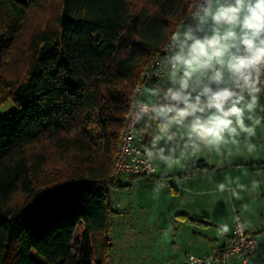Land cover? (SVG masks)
<instances>
[{
  "label": "trees",
  "instance_id": "16d2710c",
  "mask_svg": "<svg viewBox=\"0 0 264 264\" xmlns=\"http://www.w3.org/2000/svg\"><path fill=\"white\" fill-rule=\"evenodd\" d=\"M194 2L0 0V264H104L109 190L140 176L111 175L134 88Z\"/></svg>",
  "mask_w": 264,
  "mask_h": 264
},
{
  "label": "crops",
  "instance_id": "0c3cea01",
  "mask_svg": "<svg viewBox=\"0 0 264 264\" xmlns=\"http://www.w3.org/2000/svg\"><path fill=\"white\" fill-rule=\"evenodd\" d=\"M231 2L232 0H219L220 4ZM193 17L185 23L190 28H201L205 24L197 21V16ZM180 29L181 26L177 32ZM238 51L241 54L243 48ZM172 71L166 72L156 82L145 85L141 99L152 101L163 86L176 87L170 79ZM181 74L182 71L177 72L178 76ZM234 85L225 73V81L220 86L234 88ZM212 87L215 89L217 86ZM198 91L199 89L192 93L193 97ZM211 111L213 110L196 112L184 118L177 117L171 122L166 119L163 125L166 124L169 128L174 124L175 131H179V134L175 132L178 136H164L155 145L152 141L160 129L147 142L149 148L152 145V160L156 167L154 176L147 179L156 185L155 195L160 206L159 212L152 218L159 247L157 264H181L189 253L201 254L214 244H226L231 227L225 231L221 227L223 222L218 221L221 216L217 217V214L228 210L232 211L230 215L239 214L245 228L259 244H264V166L252 165L264 160L240 161L238 152L232 149L234 146L231 137L225 136L228 142L220 146L218 153L214 148L206 146L197 133L192 135L195 121L206 120ZM170 116H175V113ZM193 145H198L199 149L194 150ZM201 163L207 165L203 173H183ZM131 180L133 179H130L129 184ZM212 227H218L219 231ZM238 261L232 258L228 264H239ZM240 263L264 264V252L253 253L248 261Z\"/></svg>",
  "mask_w": 264,
  "mask_h": 264
},
{
  "label": "clouds",
  "instance_id": "9594fccd",
  "mask_svg": "<svg viewBox=\"0 0 264 264\" xmlns=\"http://www.w3.org/2000/svg\"><path fill=\"white\" fill-rule=\"evenodd\" d=\"M212 4L213 0H206L203 14L197 13L201 23L211 21V35L201 38L191 32L172 34L175 50L170 57L173 69L170 79L176 87H170L165 93L168 103L153 107L152 111L171 122L177 117L215 109L206 120L197 119L193 131L206 146L219 153L220 146L228 142L225 134L237 145L239 141L235 137L241 132L249 136L255 134L254 129L244 123V109L238 107L243 95L220 85L227 73L233 84L241 90H249L252 99L246 105L247 109L250 111L255 105L253 93L259 91V79L258 76L254 79L253 73H258L264 66V0H232L215 9ZM237 46L243 48V55L231 53ZM178 71H182L179 76ZM212 85L217 87L214 89ZM197 89L198 94L193 97L192 93ZM171 113L175 116H170ZM166 128V124L162 125L161 131ZM253 147L249 145V151ZM193 148L198 150L199 146L193 145Z\"/></svg>",
  "mask_w": 264,
  "mask_h": 264
},
{
  "label": "rangeland",
  "instance_id": "374dc122",
  "mask_svg": "<svg viewBox=\"0 0 264 264\" xmlns=\"http://www.w3.org/2000/svg\"><path fill=\"white\" fill-rule=\"evenodd\" d=\"M219 5V0H214L212 7L215 9ZM196 20L200 21L199 16L196 17ZM212 27L211 21L208 20L201 28H190L189 25L183 24L178 32L181 35L185 32H191L194 36L202 38L205 35H211ZM239 48L241 46L232 48L231 53L240 54ZM253 94L256 96V103L250 111L246 107L252 99L250 93L243 95L244 99L238 105V107L244 109L245 125L252 127L255 132L252 136L241 132L235 137L239 144L232 143L234 146L232 149L238 152L240 161L264 160V116H262L264 115V96L261 95L260 89ZM14 109V104L11 101H7L5 104L0 105V115L6 116ZM211 110H213L211 113L215 112V109ZM175 128L176 126L172 124L168 129L157 132L152 142H155L156 145L162 141L164 136H178L176 133L179 134V131L178 129L175 131ZM191 134L196 135V132L192 131ZM249 145L254 146L251 151H249ZM151 147L152 145L150 144L152 155ZM136 178L131 180L128 186L109 190L111 208L114 211L109 216L106 230L110 245L107 246L105 251L104 264H157V250L159 247L153 230L155 222L152 221V218L160 210L158 197L155 195L156 185L148 181L145 176ZM161 179L163 180L164 178L161 177ZM230 212L232 211L228 210L223 214H217V217L221 216L218 221L223 222L221 227L223 226L225 231L229 230L234 218V215L232 213L230 215ZM218 227L212 228L219 231ZM81 229V225L78 224L74 232L75 236L81 233ZM238 263L241 264L240 261Z\"/></svg>",
  "mask_w": 264,
  "mask_h": 264
},
{
  "label": "built area",
  "instance_id": "2783aa9c",
  "mask_svg": "<svg viewBox=\"0 0 264 264\" xmlns=\"http://www.w3.org/2000/svg\"><path fill=\"white\" fill-rule=\"evenodd\" d=\"M206 6V0H195L189 9L188 18L198 16L197 13L202 15V8ZM174 50L171 39H168L161 52L143 70L134 88L130 110L124 122L118 151L111 169V175L113 177L122 176L124 182H128L131 175L152 177L155 174L156 167L150 148L147 144L140 142L136 127L144 117L163 119V117H158L152 108L168 103L165 93L170 87L163 86L158 96L152 101L142 100L141 95L145 85L160 79L172 69L170 57ZM232 90L238 95L249 93L248 89L241 90L239 87ZM145 106L148 108L147 111H145ZM262 252H264V244L258 243L253 234L245 228L241 216L235 214L229 241L226 244H214L202 254L189 253L181 264H228L232 258L246 262L253 253Z\"/></svg>",
  "mask_w": 264,
  "mask_h": 264
}]
</instances>
